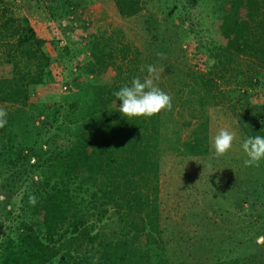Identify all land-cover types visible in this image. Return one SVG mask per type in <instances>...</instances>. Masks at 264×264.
Segmentation results:
<instances>
[{"label":"trees","instance_id":"1","mask_svg":"<svg viewBox=\"0 0 264 264\" xmlns=\"http://www.w3.org/2000/svg\"><path fill=\"white\" fill-rule=\"evenodd\" d=\"M40 1L51 18L65 16L69 7L78 6V0ZM216 1L217 31L229 36L234 26L237 41L239 32L241 36L247 32L242 49L236 53L218 42L199 44L198 54L206 57L205 71L187 66V81L182 76L178 80L172 64H166L164 71L170 70L171 83L181 82L182 77V86L199 101L200 93L205 100L222 93L214 85L225 74L246 100L248 86L259 81L254 65L264 68V0ZM112 2L122 18L136 15L143 6L142 0ZM177 4L178 0H166L164 10L160 8L163 22H170V27L176 21L172 13ZM20 5L29 6L23 0ZM12 9L11 2L0 0V58L9 66L7 76L0 78V107L5 105L8 113L7 124L0 128V194L4 197L0 219L6 223L0 220V234L12 248L9 258L16 264H31L37 255L43 257L41 264H169L160 245L164 228L159 224L157 193L158 159L162 143L168 140L162 124L170 112L127 119L118 110L121 102L113 104L119 86L95 82L108 68L119 71L118 63L124 64L131 53L129 45L117 46L111 36L89 33L87 61L75 73L74 79L80 78L77 89L60 101L32 103L29 98L36 88L48 83L49 57L27 14L14 15ZM242 12L248 26L239 18ZM187 15L186 28L192 31ZM158 26L152 27L157 47L177 39L173 27L159 31ZM242 55L250 60L244 62ZM58 75L53 73L55 78ZM180 91L177 88L175 93ZM262 110L263 106H252L241 118L238 115L245 139L264 136ZM197 133L193 153L206 149L204 132L200 137ZM244 192V199L253 203L255 197L247 189ZM31 196L36 198L34 205Z\"/></svg>","mask_w":264,"mask_h":264},{"label":"rangeland","instance_id":"2","mask_svg":"<svg viewBox=\"0 0 264 264\" xmlns=\"http://www.w3.org/2000/svg\"><path fill=\"white\" fill-rule=\"evenodd\" d=\"M5 1L13 4L14 15L27 14L30 24L40 32L38 37L45 41L42 48L49 57V80L36 88L29 98L32 103L60 101L61 96L77 89L80 78L74 79L75 73L87 61L85 47L88 34L93 31L111 36L118 42L117 46L128 44L131 51L125 56L124 64L118 63L119 71L108 68L95 77V82L114 83L120 90L130 86L134 78L143 81L148 65L162 69L156 83L172 97L173 105L162 124L168 140L162 143L164 148L158 159V218L160 227L164 228L160 245L168 263L264 264V161L258 166H244L246 156L241 144L245 128L237 122L238 115L241 118L246 108L252 106H263L264 114V68L254 65L260 73L259 81L252 88L248 86L246 100L239 97L241 92L236 91L231 78L225 79V74L221 75L223 79L216 80L214 90L222 93L216 94L214 100H205L203 93H200V101L192 98L189 88L181 84L183 78L190 79L185 74L187 66L205 71L206 57L198 54L199 44L218 42L236 49L237 53L242 49L241 43L248 39L249 34L245 32L241 36V31L240 41H237L239 36L234 26L229 36L217 31V10L213 6L216 0H178V8L172 13L176 16L172 27L177 39L170 41L167 47L162 43L157 47L156 30L152 29L157 25L159 31L172 28L170 22H163L160 14L166 0H142V10L128 18L118 15L112 0H78L77 7H69V14L58 18H51L40 0H23L29 5L28 9L20 5L21 0ZM157 9L158 13L154 11ZM185 14L192 22V31L186 28ZM243 14L240 13L239 18L248 26ZM132 52L137 54L134 58H131ZM241 58L244 62L250 60L246 55ZM166 64H172L178 80L183 77L181 82H169L168 76L172 74L170 70L164 71ZM56 71L59 72L57 78L53 76ZM8 72L9 66L0 58V78H5ZM87 77L93 80L91 75ZM177 88L181 90L178 94L175 93ZM210 93L213 94L212 90ZM221 128L234 131L237 140L227 155L217 158L213 137ZM196 131L197 136L203 132L206 136L204 152L193 153ZM246 189L255 197L253 203L244 199ZM3 198L0 194V200ZM1 221L2 225L6 224ZM11 249L1 233L0 264H16L9 258ZM42 258L37 255L31 264H41Z\"/></svg>","mask_w":264,"mask_h":264},{"label":"clouds","instance_id":"3","mask_svg":"<svg viewBox=\"0 0 264 264\" xmlns=\"http://www.w3.org/2000/svg\"><path fill=\"white\" fill-rule=\"evenodd\" d=\"M162 57L163 54H158ZM144 71V68H141ZM162 69L156 65L147 66V75L143 81L137 77L131 81L130 86H123L114 93L115 100L113 104L116 107V101H120L119 112L127 119L132 118H151L160 114L162 111H172V97L161 90L156 81L160 78ZM7 111L0 107V128L7 124ZM237 135L234 131L227 128H221L213 137V148L217 158L227 155L233 148ZM243 153L246 156L244 160L245 167L258 166L264 161V136H250L243 140L241 144ZM30 203H36V198L31 196Z\"/></svg>","mask_w":264,"mask_h":264}]
</instances>
